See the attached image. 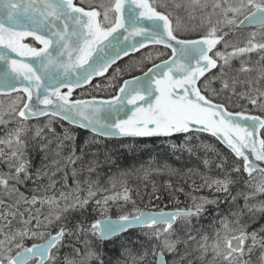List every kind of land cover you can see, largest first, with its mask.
Here are the masks:
<instances>
[{"label": "snow or ice", "instance_id": "1", "mask_svg": "<svg viewBox=\"0 0 264 264\" xmlns=\"http://www.w3.org/2000/svg\"><path fill=\"white\" fill-rule=\"evenodd\" d=\"M57 121L101 137H183L172 147L189 154L207 133L229 155L200 145L218 157L203 158L205 168L220 170L197 173L201 186L234 204L242 197L243 206L218 215L208 232L197 225L220 197L144 211L126 181L97 197L105 190L91 179L81 196L83 149L77 155ZM0 126V264H105L102 244L131 229H145L151 243L140 261L264 264V224L250 231L242 219L264 218L256 199L264 195V0H0ZM30 149L52 154L54 167L33 170ZM238 184L250 191L233 194Z\"/></svg>", "mask_w": 264, "mask_h": 264}, {"label": "trees", "instance_id": "2", "mask_svg": "<svg viewBox=\"0 0 264 264\" xmlns=\"http://www.w3.org/2000/svg\"><path fill=\"white\" fill-rule=\"evenodd\" d=\"M142 49L141 52H145ZM141 53L132 55L138 58ZM129 58H124L127 61ZM258 57L253 55V60ZM124 61L120 63L123 64ZM111 71V70H110ZM215 71V70H213ZM139 74V73H137ZM82 89L76 90V93L82 92ZM74 93V95L76 94ZM103 95V93L101 94ZM87 93H85V97ZM253 114H258L255 109H251ZM47 118H40L38 121L33 120L30 123L44 122ZM53 127L58 134H62L65 129H69L74 136V143L77 149V155H81L83 149L82 161H77V167L83 168L78 179L84 181L91 179L92 181H101L110 177L112 174H126V186L130 190L132 199L136 200L137 207L144 211H159V210H174L175 208H183L191 203V197L195 194L207 196L209 199L220 197L218 204L207 206V211L204 216L200 218L198 227L206 230L211 224L216 222L218 215H228L230 211H236L237 207L243 206V198L239 197L235 204L229 199L223 198L224 194L215 193L207 187H202L201 175L206 174L216 176L220 174V170L215 168L213 164L211 169L205 168L202 163L203 158L207 156L209 159H216L215 153L206 152L200 145H210L216 149L221 155H229L226 149L219 141L207 134H198V139H193L192 144L195 150L189 154L186 150L179 147L173 148L172 145H180L183 137L168 138H143V139H112L101 138L93 134L83 131L66 124L64 121H57L53 123ZM0 134H2V126H0ZM55 143V142H54ZM70 142L65 141L68 145ZM68 154V148L65 147L61 159L63 163V156ZM28 156L32 161L33 170L44 165H51V159L56 158L52 154L49 159L45 160L43 155L35 149H30ZM53 156V157H52ZM95 160L97 167L94 172L89 173L87 170L88 162ZM71 165L64 169L69 173L68 182L74 185L71 179ZM192 170L189 172V170ZM174 170V171H173ZM149 172L145 178V172ZM199 173V174H197ZM58 173V177H59ZM246 175V174H245ZM194 182V183H193ZM44 183H47L45 180ZM169 184L172 185L169 188ZM35 185L29 183L21 187V191L29 194V190L33 189ZM57 189H60V184H57ZM246 186L238 184L234 188L236 192H247ZM183 189L179 191L178 189ZM159 196V199L156 197ZM257 200H264V195H258ZM179 201V203H177ZM122 203V202H121ZM131 208V205H128ZM117 212V208L112 209L113 215ZM94 215V214H92ZM243 218H248L247 216ZM79 219V216L73 218V222ZM205 224V225H204ZM208 224V225H207ZM251 228L257 229L261 224H264V218L257 217L251 221ZM145 229L130 230L128 233L119 236L111 241L104 242L101 246L103 252V259L105 264H118L126 255L125 249L128 251H136L149 245V241L144 236ZM65 248L61 253H65ZM153 257L149 255L141 264H152Z\"/></svg>", "mask_w": 264, "mask_h": 264}, {"label": "rangeland", "instance_id": "3", "mask_svg": "<svg viewBox=\"0 0 264 264\" xmlns=\"http://www.w3.org/2000/svg\"><path fill=\"white\" fill-rule=\"evenodd\" d=\"M3 134V133H2ZM0 134V135H2ZM4 168V165L0 164V169H3ZM255 175V174H254ZM257 178H259L257 176ZM81 180V179H80ZM120 180H124L127 182V178H125V175L122 173V174H112L110 177H108L105 182H101V181H98V186L101 188V189H104L105 191H99L97 192V197H102L103 195H108V194H111L112 191H120L121 190V187H120V183L119 181ZM113 181H116L117 182V187L115 189L112 188V182ZM62 183V181H61ZM68 185H70L71 187H75V184L74 185H71L68 181H67ZM127 184V183H126ZM82 191L80 192V195L81 196H86L87 195V185L83 183H81L80 185ZM247 192L250 191V189L246 186L245 187ZM51 194V193H49ZM58 194V193H57ZM197 194L193 195V196H196ZM192 196V197H193ZM196 197H205V196H202V195H197ZM115 209V206L113 207ZM243 220H248L249 223H250V228L249 230L251 231L252 228V224H251V220H249V218H242ZM257 219V218H256ZM215 224V222L213 224L210 225L209 228H206V231L210 232L211 229H212V226ZM148 241V239L146 240ZM147 250V251H151V243H149V245H147L146 247L143 248V251L141 249H138L136 251H127L126 255H125V258L119 262L118 264H141L143 263L146 258H148L149 256L145 257L143 261H140L139 260V257L142 255V253ZM65 253H68L71 251L70 248L68 247H65ZM257 253V254H256ZM253 254V261L255 262L256 260V257L259 255V252H256ZM256 256V257H255Z\"/></svg>", "mask_w": 264, "mask_h": 264}, {"label": "water", "instance_id": "4", "mask_svg": "<svg viewBox=\"0 0 264 264\" xmlns=\"http://www.w3.org/2000/svg\"><path fill=\"white\" fill-rule=\"evenodd\" d=\"M134 54H136V53H133L132 55H134ZM126 58V57H125ZM78 90V89H77ZM40 118H43V117H40ZM39 118V119H40ZM65 122V121H64ZM66 124H68L67 122H65ZM69 125V124H68ZM79 129V128H78ZM82 130V129H81ZM83 131H85V130H83ZM86 132H88V131H86ZM90 133V132H89ZM92 134V133H91ZM204 134H207V133H204ZM207 135H209V134H207ZM99 137H101V136H99ZM101 138H109V137H101ZM112 139H123V138H112ZM223 145V144H222ZM224 146V145H223ZM225 147V146H224ZM226 148V147H225ZM227 149V148H226ZM160 211V210H159ZM164 211H172V210H164ZM131 230H137V229H131ZM130 231V230H129ZM128 231V232H129ZM127 232V233H128ZM124 234H126V233H124ZM124 234H122V235H124ZM121 235V236H122ZM115 239V238H114ZM113 240V239H112ZM111 241V240H110Z\"/></svg>", "mask_w": 264, "mask_h": 264}, {"label": "bare ground", "instance_id": "5", "mask_svg": "<svg viewBox=\"0 0 264 264\" xmlns=\"http://www.w3.org/2000/svg\"><path fill=\"white\" fill-rule=\"evenodd\" d=\"M53 157V156H52ZM197 196V195H196ZM207 197V196H206ZM212 199V198H211ZM205 225V224H204ZM208 225V224H207ZM63 254V253H62ZM257 254V253H256ZM256 257V256H255Z\"/></svg>", "mask_w": 264, "mask_h": 264}]
</instances>
